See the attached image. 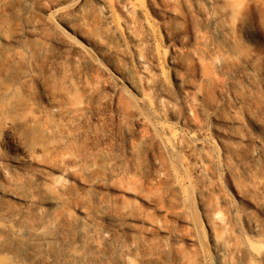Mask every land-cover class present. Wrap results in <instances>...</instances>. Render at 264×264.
<instances>
[{
    "label": "rangeland",
    "instance_id": "rangeland-1",
    "mask_svg": "<svg viewBox=\"0 0 264 264\" xmlns=\"http://www.w3.org/2000/svg\"><path fill=\"white\" fill-rule=\"evenodd\" d=\"M3 19L39 78L18 96L38 130L0 141L1 188L43 198L45 171L133 264H264V0H0Z\"/></svg>",
    "mask_w": 264,
    "mask_h": 264
},
{
    "label": "bare ground",
    "instance_id": "bare-ground-1",
    "mask_svg": "<svg viewBox=\"0 0 264 264\" xmlns=\"http://www.w3.org/2000/svg\"><path fill=\"white\" fill-rule=\"evenodd\" d=\"M84 20L82 4L76 5L70 10L66 24ZM8 26L6 20L0 21V141L9 140L17 130L26 135H33L38 130L36 125L22 124L20 114L25 101L18 100L19 90H32L39 78V73L28 65L38 52L28 49L26 54H9L1 45V41L9 40ZM26 28L36 31L37 24L30 22ZM90 38L96 40L98 36L90 35ZM103 48L110 58L114 57V46L105 42ZM217 65L213 59L212 67ZM161 83L168 88L163 76ZM52 131L49 125L43 132L50 134ZM134 150L139 152V146ZM40 177L38 192L45 195L40 199L21 197L14 189L0 187V264H40L41 261H48V264H133L128 254L133 249L126 253L123 246H109L103 229L95 227L94 219L86 215L83 218L69 215L48 174L41 170ZM7 198L29 202L32 206L30 215L5 211L2 201ZM90 230L96 231L98 239L89 235Z\"/></svg>",
    "mask_w": 264,
    "mask_h": 264
}]
</instances>
